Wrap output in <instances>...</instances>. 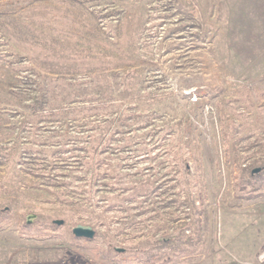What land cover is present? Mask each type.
<instances>
[{
	"label": "rangeland",
	"instance_id": "rangeland-1",
	"mask_svg": "<svg viewBox=\"0 0 264 264\" xmlns=\"http://www.w3.org/2000/svg\"><path fill=\"white\" fill-rule=\"evenodd\" d=\"M52 94L60 109L35 111ZM99 104V123L49 118ZM76 141L82 166L62 154ZM263 248L264 0H0V264H260Z\"/></svg>",
	"mask_w": 264,
	"mask_h": 264
},
{
	"label": "trees",
	"instance_id": "trees-1",
	"mask_svg": "<svg viewBox=\"0 0 264 264\" xmlns=\"http://www.w3.org/2000/svg\"><path fill=\"white\" fill-rule=\"evenodd\" d=\"M60 78H57L56 80H59ZM58 84H60V83H58ZM50 86V87H49ZM48 87L49 88H52V89H54L53 91H51V92H54L55 90H56V88H59L60 86H58V85H49ZM56 87V88H55ZM50 92V93H51ZM57 96H55V95H51V96H49L48 97V99H46L45 100V98H42V100H38V101H36L35 103H34V106H33V108L35 109V111H39V110H41V108H44V106H45V104L46 103H50L51 102V100H52V102H51V105H53V106H56V108H59L60 109V107L59 106H57V103L55 104L54 102H55V100L57 101V98H56ZM75 98V97H74ZM67 99V100H66ZM68 99L69 98H66V96H64V98H62V101H68ZM78 100V102H79V100H81V98L80 99H77V98H75V99H71V100H69V102L70 103H72V102H75V101H77ZM83 100V99H82ZM94 99H86V101H93ZM115 106V105H114ZM104 108H105V106H103ZM101 108V104H99V105H96V106H92V107H89V108H87L86 107V109H84L83 110V116H81V118L77 115V114H74V115H72L71 116V114L70 113H72V111H71V109H67V110H65L64 112H66V113H64L63 115L64 116H59V114H57L56 112H59V111H52V110H50V115H52L51 117H49L51 120H52V122H61L60 120H59V118H65V119H70V118H73L76 122H78V119H80L81 121H79V123H78V125L79 126H82L83 124H85V125H89V123H95V122H97V123H99V121H100V119L101 118H104V120L106 119L105 118V115H107V114H110L111 113V111H104V112H101L100 109ZM98 109H100V110H98ZM69 113V114H68ZM41 121H43V120H45V117L44 118H41L40 119ZM49 120V119H48ZM84 125V126H85ZM93 135H88V137H87V144H89V142H91V140H92V137ZM82 140H84L83 138L84 137H80ZM79 138V136H76V137H74V136H70V140H72V139H75V140H79L80 139ZM86 142V141H85ZM69 143V142H68ZM76 146H75V144L73 145V146H71L70 147V151H62V154H64V155H66L68 158H74V160H75V162L76 161H78L79 163H80V165L82 166L83 164H82V161L84 162V160L85 159H92V153H91V150H90V147H87V146H83V147H80L79 148V146H78V141H76ZM80 144V143H79ZM75 148H77V149H75ZM73 150H74V153H73ZM35 153H41V151L39 150V151H35ZM60 153H61V151H60ZM87 164V163H86ZM93 165V164H92ZM78 169V168H77ZM80 170V169H79ZM104 174H105V172H102V171H98L97 172V174L96 175H98L99 177H103L104 176ZM109 174V173H108ZM110 175V174H109ZM47 176V178L49 179V180H52V179H50L48 176L49 175H46ZM106 177H109L108 175H105ZM53 177H54V175H53ZM174 178H176V177H169L168 178V180L169 181H174V180H177L178 178H176V179H174ZM53 179H55V178H53ZM178 182H179V179H178V181H177V184H178ZM181 182V181H180ZM50 184H52V183H50ZM174 186V185H173ZM173 186H168V187H166V189H163V187H161L162 189V192L163 193H168L169 191H171V190H173ZM175 187V186H174ZM166 190V191H165ZM150 192H156V190H153V191H150ZM169 193H171V192H169ZM168 193V194H169ZM161 194V193H160ZM172 194V193H171ZM175 196V195H174ZM162 200V199H161ZM160 200V201H161ZM168 202H166L165 203V205H164V208H166V207H168L169 206V204H174V202H175V197H174V200L173 199H169V200H167ZM186 203V202H185ZM187 204V203H186ZM189 204V203H188ZM194 209V208H193ZM195 216H198V215H194V217ZM204 220H205V223L207 224L208 223V221H209V216L208 215H206L205 214V217H204Z\"/></svg>",
	"mask_w": 264,
	"mask_h": 264
},
{
	"label": "water",
	"instance_id": "water-1",
	"mask_svg": "<svg viewBox=\"0 0 264 264\" xmlns=\"http://www.w3.org/2000/svg\"><path fill=\"white\" fill-rule=\"evenodd\" d=\"M261 168L260 167H256L253 170V173H258L260 172ZM56 224H63L64 220L62 219H58L55 220ZM73 233L74 235H76L77 237H86V238H93L95 236V230L88 225H77L73 228ZM121 250V249H119Z\"/></svg>",
	"mask_w": 264,
	"mask_h": 264
},
{
	"label": "built area",
	"instance_id": "built-area-1",
	"mask_svg": "<svg viewBox=\"0 0 264 264\" xmlns=\"http://www.w3.org/2000/svg\"><path fill=\"white\" fill-rule=\"evenodd\" d=\"M257 258H258V261L260 264H264V248L260 251ZM252 264H254V263H252Z\"/></svg>",
	"mask_w": 264,
	"mask_h": 264
}]
</instances>
